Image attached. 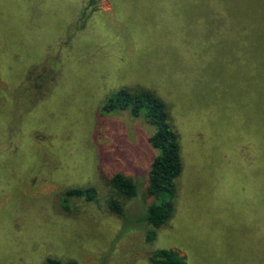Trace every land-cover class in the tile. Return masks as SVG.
Returning a JSON list of instances; mask_svg holds the SVG:
<instances>
[{"label": "rangeland", "instance_id": "374dc122", "mask_svg": "<svg viewBox=\"0 0 264 264\" xmlns=\"http://www.w3.org/2000/svg\"><path fill=\"white\" fill-rule=\"evenodd\" d=\"M94 2L0 0V264H152L160 248L264 264V32H251L264 6ZM122 86L163 98L179 133L175 210L158 228L140 222L152 127L102 109ZM115 171L135 197L113 191ZM74 187L96 195L66 197Z\"/></svg>", "mask_w": 264, "mask_h": 264}, {"label": "trees", "instance_id": "16d2710c", "mask_svg": "<svg viewBox=\"0 0 264 264\" xmlns=\"http://www.w3.org/2000/svg\"><path fill=\"white\" fill-rule=\"evenodd\" d=\"M95 0H87L85 6H94ZM114 6H264V0H112ZM85 13V12H84ZM254 37L263 34L257 24L252 27ZM257 59L264 56V41L252 45ZM105 111L127 110L131 115L141 117L152 127L148 136L150 146L156 150L147 173L145 193L152 198L145 202L140 222L154 228L166 225L172 218L177 198V180L180 178L183 163L179 133L171 123L168 103L153 91L144 87H119L107 97L102 105ZM113 191L124 198L137 195L135 181L122 172H113L108 180ZM94 187H74L65 192L66 197H83L91 200L95 197ZM66 208V205L62 206ZM109 211L118 217H125V208L119 199L109 197ZM154 234H147L152 240ZM152 264H188L185 256L173 248H160L148 256ZM46 264H76L73 260L47 257Z\"/></svg>", "mask_w": 264, "mask_h": 264}]
</instances>
